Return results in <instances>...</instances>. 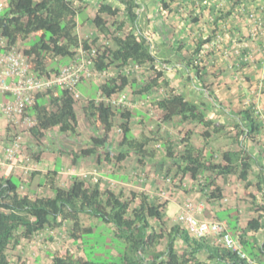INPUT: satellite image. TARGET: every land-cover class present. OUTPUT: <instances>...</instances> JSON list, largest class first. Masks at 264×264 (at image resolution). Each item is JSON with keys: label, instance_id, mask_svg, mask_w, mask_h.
Here are the masks:
<instances>
[{"label": "trees", "instance_id": "trees-1", "mask_svg": "<svg viewBox=\"0 0 264 264\" xmlns=\"http://www.w3.org/2000/svg\"><path fill=\"white\" fill-rule=\"evenodd\" d=\"M2 1L0 38L8 46L20 41L27 43L23 51L29 57L31 74L49 76L64 63L63 59L73 58L76 48L82 46L88 50L94 46L96 52L91 58L94 69L113 71L96 87L101 96L130 90L133 95L145 97L153 90H161L158 98L149 100L153 113L160 115L155 121L195 122L200 127L198 135L206 144L213 135L223 134L225 128L230 127L237 145L234 149L218 152L217 158L205 143L202 147L191 143L192 129L179 130L180 148L175 139L157 132L135 136L130 127L133 111L127 106L113 107L103 100L91 98L80 107L95 134L90 136L88 146L66 152L72 162L90 156H97L99 161L98 151L108 144L114 119L119 116L122 119L118 124L121 131L119 149L116 154L105 151L103 158L109 163L114 160L116 170H124L120 163L130 153L137 156L138 165L153 162L157 155L155 145H158L163 154L157 163L162 167L164 161L171 163L164 171L174 177L172 187L167 189L170 195L179 190L187 196L188 192L197 189L209 204L227 206L222 184L233 176L243 183L241 200L250 204L251 214L237 233L245 253V257H241L216 239L208 242L207 237L192 234L175 217L169 218L167 200L152 197L147 191H115L110 186H101L98 181L78 176L71 177L66 185H59L56 181L58 164L40 175L37 171L32 172L30 178L35 179L38 175L37 185L41 190L32 189L27 194L20 190L25 181L0 174V264H25L20 255L11 258L9 251L18 249L22 243H30L39 234L60 229L65 222L69 223L70 240L81 254L76 255L69 248L47 251V264H264V239L258 241L246 234L264 230V198L258 201L256 197L257 193L264 194V135L258 137L264 130V123L254 103L239 110L223 106L204 83L206 72L203 67L195 65L193 57L179 54L180 42L155 45L148 37V18L141 10L143 0H113L115 5L108 0H97L92 16L85 12L87 0ZM158 1V10L163 13L168 0ZM86 22L97 31V37L91 41L80 38L77 33L78 25ZM159 28L166 34L167 26ZM3 49L0 45V50ZM175 63L192 71L185 77L182 74L184 81H198V86L206 92L205 97L220 106L218 111L212 110L207 99H197L195 93L176 92L173 86L169 87L170 78L167 79L164 70L172 64L174 67ZM131 64L148 67L140 70L141 75L137 76L127 69ZM77 102L79 99H74L67 89L60 87L34 95L33 103L26 109L35 118L28 133L37 146H46L48 133L55 129L65 137H79ZM209 112H215L218 118ZM99 130L101 132L97 134ZM10 137L15 135H7V142ZM32 151V157L37 160L40 151ZM185 179L192 188L180 184ZM28 184L31 186V181ZM250 187L256 193L250 191ZM221 211L217 218L226 217L232 230L235 229L237 212L230 216L231 221L227 217L228 210ZM213 218L211 215L210 220ZM85 219L88 224L84 223ZM201 251L207 253L204 260L199 258Z\"/></svg>", "mask_w": 264, "mask_h": 264}, {"label": "crops", "instance_id": "crops-1", "mask_svg": "<svg viewBox=\"0 0 264 264\" xmlns=\"http://www.w3.org/2000/svg\"><path fill=\"white\" fill-rule=\"evenodd\" d=\"M158 2V0H143L141 8L144 11L143 15L148 18L149 22L148 37L155 45L165 42L167 46L177 41L180 42L181 49L179 54L186 58L193 57L194 64L203 67L206 72L203 79L204 83L208 84L223 106L232 109V105L237 104V102L239 103L238 106L241 107L254 103L264 123V0H168V7L163 13L158 10ZM239 7H243V12L238 13ZM246 11L254 12L256 18L247 17ZM161 25L167 26L166 34L159 28ZM218 32L221 33L222 37L220 40H215L214 35ZM206 38H209V40L201 43ZM62 61L65 64L70 59H63ZM132 66L135 67L134 70ZM147 67V65L139 67L131 64L127 69L136 73ZM190 72L192 73L189 68L178 63H175L174 67L172 64L164 70L167 79L170 78L169 86H173L176 92L195 93L198 97L197 99L201 97L205 101L207 99L205 97L206 92L198 86V81H184V77ZM105 73H96L98 77L88 78L87 83L85 82L78 86L80 100H83V103L81 102L82 105L88 99L95 98L100 100L102 98L96 87L104 81ZM182 74H184V77H182ZM160 89L165 90V88ZM157 91L153 90L145 97L138 94L133 95L135 103L129 104L127 108L133 111L131 120L139 123L136 130L131 129L133 134L135 136L139 134L152 135V133L157 132L156 134L170 136L175 139V144L180 148L177 140L179 130L192 129L194 133L191 143L197 147H202L204 143L206 144L199 137L200 127L195 122L188 120L180 123L174 121L159 123L160 121L157 120L155 123H150L151 118L157 119L156 114L158 113H153L149 102L152 97H159ZM2 97L0 95V99ZM4 97L9 98L10 96L5 95ZM207 100L209 105L212 106V110H219V105L215 104L211 99ZM77 117L79 137L76 139L65 137V135L60 134L55 129L51 134L48 133L49 140H46V146H37L35 140L28 133L29 126L35 122V118L32 115L27 112L24 116L20 118L14 117L12 120L0 116V174L6 177L12 175L25 181L20 186V190L28 194L32 192V189H36L37 192L41 190V187L37 185L38 175L52 170L59 164L60 169L56 176V181L59 185H66L71 177L78 176L91 181H98L101 186H110L115 191L120 189L147 191L152 197L160 196L162 200H167L166 214L169 218H174L175 214L183 209L185 203L189 201L191 202V211L196 217L208 219L207 214L212 212L213 219L217 220L226 231L236 237L238 236L237 233L241 231L244 222L250 218V204L248 202L245 203L244 200L242 202L238 201L234 195L235 193L236 196L241 195L243 183L233 176L228 177L222 184L226 195L225 200L228 201L227 206H215V204H209L203 199L197 205L194 199H190L186 194H181L179 190L170 195L169 190L165 191V189L172 187L174 177L164 171L161 172L160 169L169 168L171 163L164 161V167L157 163L163 154V149L158 145H155L157 155L153 162L138 165L137 156L134 153H130L120 163L123 164L124 170H116L113 167L114 160L109 163L103 158L105 151L109 150L110 153L116 154L119 149L118 142L121 138V131L118 124L122 121L119 116L114 119V126L109 132L108 144L104 149H99L98 151L99 161L96 160L97 156H90L72 162L71 156L66 154V152L71 149L76 150L88 146L90 136L95 134L94 130H88V128H85L87 130L82 134L84 130L81 129L82 122L89 124V121L85 116L80 118L77 115ZM157 128L159 129L157 130ZM148 129L152 130L148 131ZM171 129L172 131H170ZM96 132L99 134L101 131ZM261 132L262 134H259L258 137L264 135V130ZM11 134L19 136V145L14 159L5 162L3 160L5 148L9 143L6 137ZM206 146L209 147L210 142ZM232 148L234 149L235 146L225 147L220 149V151ZM32 149L40 151L37 160L32 157ZM209 149L213 150L214 156L218 158V149L210 147ZM34 171L39 172V174L35 175V179H31L30 174ZM185 180L189 182L188 179ZM185 180L180 182V184L185 186ZM29 181H31V186L28 184ZM231 188L232 192L229 196L228 192ZM234 188H236V191ZM250 191L256 193L253 187H250ZM259 194L257 193L256 197ZM260 195L264 196V194ZM210 205H213L212 209L209 208ZM224 209L228 210L227 217L231 221L233 218L230 216L235 215L234 213L237 212L236 216L238 219L237 222L235 220L236 226L233 230L228 224L226 217L217 218V215ZM168 210L170 213H168ZM209 218L211 219V216ZM48 233L50 235L53 234L51 231H48ZM246 234L248 237H254L258 241L264 239V230ZM207 240L208 242H213L215 240L214 235L207 237ZM206 255L205 251H201L199 258L204 260ZM25 264H29V261H26Z\"/></svg>", "mask_w": 264, "mask_h": 264}, {"label": "built area", "instance_id": "built-area-1", "mask_svg": "<svg viewBox=\"0 0 264 264\" xmlns=\"http://www.w3.org/2000/svg\"><path fill=\"white\" fill-rule=\"evenodd\" d=\"M4 3L0 0V10ZM243 12V7H239L238 13ZM247 17L256 18L254 12L246 11ZM221 33L214 35L215 40H220ZM0 45L5 49L0 50V116L12 120L14 117L20 118L26 114V108L33 103L34 95L56 87L67 89L74 99H79L77 89L83 78L91 79L98 77L96 73L106 72L105 76L112 75V71H96L92 65L91 58L95 55L96 49L91 46L88 50L82 46L76 48L73 58L59 66L56 72L49 76H36L31 74L29 69V57L17 45L8 46L6 41L0 38ZM91 65L93 72L87 71ZM135 67H133L134 69ZM102 75V73H101ZM9 95V98H5ZM100 100L113 107H129V100L126 92L122 91ZM19 145V136L10 137V141L5 148L3 160H12ZM191 202L187 201L183 209L175 215V219L183 222L187 229L198 237H208L214 235L218 242H221L231 252H235L241 257H245L239 240L225 231L218 221L197 218L191 211Z\"/></svg>", "mask_w": 264, "mask_h": 264}, {"label": "rangeland", "instance_id": "rangeland-1", "mask_svg": "<svg viewBox=\"0 0 264 264\" xmlns=\"http://www.w3.org/2000/svg\"><path fill=\"white\" fill-rule=\"evenodd\" d=\"M96 1L97 0H87V4L88 5L86 7L87 11L85 10V12H87V15L89 14L88 16H92L95 13V11H96ZM108 1L115 5V2L113 0H108ZM124 30L126 31L127 28L125 27ZM96 32L97 31L94 29V26L91 23H89V22H87L86 24L78 25V27H77V33L80 36V38L87 39L89 41H91V40H93L94 38L97 37V33ZM26 44L27 43L25 41H20L17 44V47L23 50L25 48ZM86 66H88L87 71L89 70L90 72H93V69H92L93 67L91 65H89V63L86 64ZM111 71H112V69H111ZM147 71H148V69H147ZM139 72H136L137 76L141 75ZM149 74H151V73H149ZM144 78H147V77H144ZM85 82L87 83L88 81H87V79L83 78L82 79V83H85ZM125 92L127 93L129 104L135 103V99H133V94L130 93V90H126ZM160 94L161 93L159 91H157V95H160ZM81 102L83 103V100H80L76 104L77 115L80 118H82L84 116L82 114V110H81V107H80L81 106ZM238 104L239 103L237 102V104L235 103L234 105H232V109L233 110H236V109L239 110L238 108H240L241 106H238ZM214 113L215 112H211V113L209 112V115H211L213 117L215 116L216 118H218V116L216 114H214ZM156 115H157L156 118L158 119L160 117V115H158V114H156ZM219 119H220V117H219ZM156 121L153 118L150 119V123H153V122L155 123ZM82 124L83 125H82L81 129L82 130L84 129L82 134L84 133V131L87 130L85 128H88V130H92L93 131V128L91 127L90 122H89V124L82 122ZM138 125H139V123L137 121H135V120H131L130 121L131 129L136 130L138 128ZM166 127H169V126H166ZM147 128H149V127H147ZM158 129L159 128H157V130ZM150 130H152V129H148V131H150ZM170 131H172V129ZM234 134L235 133H234V130L232 128L226 127L223 134H220V135L217 134V135H213V137H211V140H209L210 141V146L209 147L218 149L217 152H219L220 149L225 148V147H230V146L237 147V145H236V143H235V141L233 139L234 138L233 137ZM259 140H261V139L259 138ZM160 171L161 172L165 171V169H162V170L160 169ZM184 183H185L186 188L187 187L188 188H192V184L187 183L186 180L184 181ZM232 188L228 192L229 196H230V193L232 192ZM127 190H129V189H127ZM166 190L167 189H165V191ZM234 190L236 191V188H234ZM234 195H235V198L238 199V201L242 202V200H241L242 199V195L236 196V193ZM188 196H189L190 199L192 198V200L193 199L195 200V204L197 203V205H199L200 204L199 202H202L201 201V199H202L201 196L204 197V194L203 193L200 194L199 190L193 189L192 191L188 192ZM262 198H264V196L263 195L261 196L259 194L258 197H257V200L259 201ZM224 203H228V201L224 200ZM213 204H215V206H217L216 203H213ZM209 208L210 209L213 208V205L209 206ZM168 213H170L169 210H168ZM211 215H212V212L207 214L208 219H210L209 217ZM84 223L88 224V219H85ZM68 224H69L68 222H65L64 225H62V227L60 229H57L55 232H53L51 237H50V235H48V233L44 232L43 234L39 235L38 237L33 238V240L30 243L29 242H27L25 244L22 243V245L19 246L18 249L15 248V250L14 249L10 250L9 251V256L11 258H15L16 256L18 257L20 255L21 258H23L22 260H24V262L29 261V264H35V263H37V264H47L48 263V256L46 255L47 251L51 252V251H56V250L69 248L74 254H76V255L81 254V251H79L78 247L76 245H74L71 242V240H70L71 238L69 237L68 231H67ZM101 237H102V240L104 241V234L101 235ZM101 243L103 244V242H101Z\"/></svg>", "mask_w": 264, "mask_h": 264}, {"label": "clouds", "instance_id": "clouds-1", "mask_svg": "<svg viewBox=\"0 0 264 264\" xmlns=\"http://www.w3.org/2000/svg\"><path fill=\"white\" fill-rule=\"evenodd\" d=\"M72 59V58H71ZM70 59V60H71ZM64 64V63H63ZM62 65V64H61ZM88 80V79H87ZM85 81V80H84ZM80 84H82V81L78 84V86L80 85ZM78 86H77V88H78ZM79 99H80V97H79ZM26 113H27V109H26ZM12 135V134H11ZM15 135V134H14ZM8 145V144H7ZM16 153H17V151H16ZM16 153H15V155H16ZM15 157V156H14ZM14 159V158H13ZM12 159V160H13ZM8 161H11V160H8ZM8 161H6V162H8ZM201 219H203V218H201ZM207 220H210V219H207ZM211 221H214V220H211ZM224 228V227H223ZM225 229V228H224ZM51 232H55V231H51ZM228 232V231H227ZM231 234V233H230ZM232 235V234H231ZM50 236H52V235H50ZM234 237H236V236H234ZM237 239H238V236L236 237Z\"/></svg>", "mask_w": 264, "mask_h": 264}]
</instances>
